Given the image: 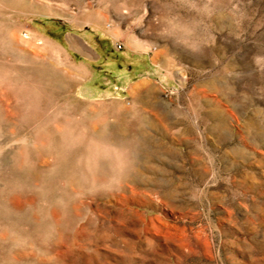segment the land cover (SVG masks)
Returning <instances> with one entry per match:
<instances>
[{"label":"rangeland","instance_id":"obj_1","mask_svg":"<svg viewBox=\"0 0 264 264\" xmlns=\"http://www.w3.org/2000/svg\"><path fill=\"white\" fill-rule=\"evenodd\" d=\"M0 264H264V0H0Z\"/></svg>","mask_w":264,"mask_h":264},{"label":"bare ground","instance_id":"obj_2","mask_svg":"<svg viewBox=\"0 0 264 264\" xmlns=\"http://www.w3.org/2000/svg\"><path fill=\"white\" fill-rule=\"evenodd\" d=\"M131 145V144H130ZM130 149V148H129Z\"/></svg>","mask_w":264,"mask_h":264}]
</instances>
